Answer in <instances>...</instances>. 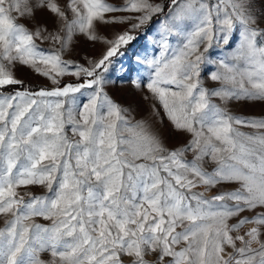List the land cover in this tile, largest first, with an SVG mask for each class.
<instances>
[{
  "label": "snow or ice",
  "instance_id": "1",
  "mask_svg": "<svg viewBox=\"0 0 264 264\" xmlns=\"http://www.w3.org/2000/svg\"><path fill=\"white\" fill-rule=\"evenodd\" d=\"M168 7L160 55L146 60L151 75L144 86L175 129L192 134L182 149H167L146 125L129 126L105 92L103 73L135 39L130 31L109 41L91 67L76 66L74 74L85 77L81 83L0 91V214L11 215L0 229V264H45L39 253L46 250L53 258L47 264H124L123 257L131 258L129 264H264V119L234 117L210 100H264V29L253 27L256 20L240 0H170ZM35 8L53 13L69 36L78 30L92 39L94 20L135 21L134 31L165 11L150 0H125L122 7L108 0H70L69 21L55 0H36ZM13 12L33 14L28 0H0V89L23 86L9 70L16 64L58 83L56 76L67 74L71 62L36 40L62 38L44 35L46 29L29 31L16 23ZM238 25L241 43L232 59H243L246 67L237 71L225 62L228 57L220 58L224 72H211V79L233 87L209 92L200 80L202 65L213 63L209 50L229 45ZM169 37L178 41L175 49ZM141 80L133 83L139 87ZM77 93L85 97L79 105ZM234 125L258 132L248 135ZM66 126L79 139H70ZM128 145L132 159L125 156ZM187 151L195 153L192 161L184 160ZM206 156L216 163L212 172L199 165ZM222 183H238L239 188L210 199L193 191L198 184ZM34 184H46L50 195L29 194L25 201L16 191ZM244 211L254 215L227 223ZM35 216L53 223H28ZM245 224L255 226L244 235H231Z\"/></svg>",
  "mask_w": 264,
  "mask_h": 264
},
{
  "label": "rangeland",
  "instance_id": "2",
  "mask_svg": "<svg viewBox=\"0 0 264 264\" xmlns=\"http://www.w3.org/2000/svg\"><path fill=\"white\" fill-rule=\"evenodd\" d=\"M55 2L66 11L68 20L73 19V14L67 5L70 0H55ZM109 3L122 7L125 0H108ZM151 3H158L164 6V13L154 15L141 28L132 31L131 24L135 21H129L125 23H104L99 20L93 22V32L91 35H95V39L90 38V35L81 33L78 30H73L70 36L67 30L63 27V24L58 21L57 17L49 10H37L35 8L36 0H28L29 5L32 6V15L20 16L18 13L13 12L12 15L16 17V23L24 25L29 31L35 32L37 29H46L44 35H59L62 39L60 42H55L51 38L49 39H37L36 43L40 45L42 49L49 52H58L64 61L71 62L68 73L63 76H56V81L49 77H45L41 72L30 66H22L19 64L13 65L9 68L13 72L15 78L22 80L23 84H30L33 86H42L47 88L62 87L68 83H81L85 77L81 75L77 77L74 73L77 70L76 66L91 67L92 64L98 61L102 55L107 51L110 46L109 41L114 40L119 34L125 31H130V34L135 37L128 45L123 46L120 49V53L111 58V62L107 66V71L103 73L104 78L108 83L105 85V92L112 99L114 103L120 106L123 110V115L129 121V126L146 125L153 133H155L163 145L169 150L182 149L192 139V134L183 130L175 129L173 123L169 120L162 104L158 98L151 93L145 86V82L150 77L151 73L146 66V60L153 58H159L160 55V43L161 36L163 35L164 24L168 23L166 13L169 11L170 0H150ZM244 6V11L250 12L255 20L256 24L253 27L258 29H264V0H240ZM167 6V7H166ZM114 15L123 16L129 15V13H115ZM133 15H139L135 13ZM242 27L237 26V29L233 32L229 45H221L220 47L213 46L209 50V56L212 64L202 65V72L200 80L202 86L209 92L220 89L222 86L231 89L232 84H225L222 80L211 79L210 73L213 71L224 72V69L219 66V59L228 57L225 61L231 65H235L237 71H242L246 65L243 59H232L233 53L238 50L241 43ZM66 43V46L62 47ZM169 43L173 49L176 48L178 41L169 37ZM203 50V46H201ZM41 70L53 71L50 66L45 67L39 65ZM58 71V70H56ZM143 77L144 80L140 81V86L137 87L133 81ZM239 79V77H237ZM245 87L250 88V85L245 80ZM38 91V90H36ZM14 92V91H13ZM13 92H4L5 94ZM35 92V91H34ZM77 105L84 102L85 97L80 93L75 94ZM210 100L213 104L218 105L221 109L234 117H239L245 120L251 119H264V100L250 99L242 97L240 100L230 99L225 101L221 96H210ZM77 119L79 115L77 112ZM238 131L252 135L258 132V129L250 126L234 125ZM140 128H135L136 132H139ZM66 131L70 139H79V137H73L70 131V126H66ZM125 137L132 139V134L125 132ZM129 148L125 152V156L132 159V146H126ZM195 157V153L187 151L183 153L185 161H192ZM142 162V161H137ZM199 165L208 172H212L216 163L211 160L210 157H204L199 161ZM191 178V176L189 177ZM56 184H53L55 190ZM239 188L238 183H222L212 187H208L202 184H198L193 191L203 193L206 198H212L221 192H230ZM17 193L23 196L25 201L30 199L31 196H46L50 195L46 184H34L28 186H19L16 188ZM231 204L232 202L229 201ZM256 211H260L257 209ZM254 215L252 211H244L239 216H234L228 219L229 225L236 224L240 219L244 217H251ZM11 219V215L0 214V229L5 228L6 222ZM28 223H36L45 227H50L53 223L51 219H46L42 216L32 217ZM253 224H245L237 231L231 233L233 237L236 235H244ZM177 228V231H180ZM261 232L264 233V228H261ZM264 239V235L261 236ZM237 246H241L237 241ZM254 248L258 245L253 244ZM227 251H232L229 247ZM39 257L47 264L53 258L50 251H42L39 253ZM131 258L123 257L124 264H129ZM149 260L154 258L149 256Z\"/></svg>",
  "mask_w": 264,
  "mask_h": 264
},
{
  "label": "trees",
  "instance_id": "3",
  "mask_svg": "<svg viewBox=\"0 0 264 264\" xmlns=\"http://www.w3.org/2000/svg\"><path fill=\"white\" fill-rule=\"evenodd\" d=\"M167 7V6H166ZM81 82H83V80H81ZM23 88H26L28 89L29 91H36V90H40V89H47V90H50L52 88H45V87H42V86H33V85H30V84H23V86H10V87H7V88H4V89H0V91H3V92H13V91H16V90H22Z\"/></svg>",
  "mask_w": 264,
  "mask_h": 264
}]
</instances>
